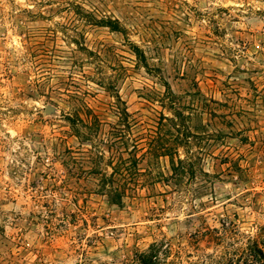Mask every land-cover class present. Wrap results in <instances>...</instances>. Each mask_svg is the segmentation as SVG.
Here are the masks:
<instances>
[{"label": "rangeland", "instance_id": "1", "mask_svg": "<svg viewBox=\"0 0 264 264\" xmlns=\"http://www.w3.org/2000/svg\"><path fill=\"white\" fill-rule=\"evenodd\" d=\"M255 245L264 0H0V264Z\"/></svg>", "mask_w": 264, "mask_h": 264}, {"label": "trees", "instance_id": "2", "mask_svg": "<svg viewBox=\"0 0 264 264\" xmlns=\"http://www.w3.org/2000/svg\"><path fill=\"white\" fill-rule=\"evenodd\" d=\"M156 252V250H155ZM151 252L149 255H146L143 260L147 264H156L158 256ZM249 255L251 256V264H264V249L258 247L257 245L251 246L248 248Z\"/></svg>", "mask_w": 264, "mask_h": 264}]
</instances>
